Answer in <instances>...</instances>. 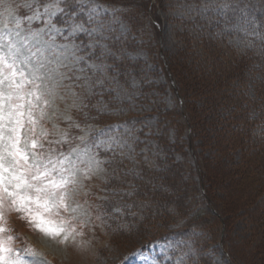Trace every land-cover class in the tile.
<instances>
[{"label":"rangeland","instance_id":"rangeland-1","mask_svg":"<svg viewBox=\"0 0 264 264\" xmlns=\"http://www.w3.org/2000/svg\"><path fill=\"white\" fill-rule=\"evenodd\" d=\"M201 3L160 0L157 40L148 0H0V53L24 60L44 93L22 142L64 160L70 180L55 238L0 206L8 264H264V58L244 23L240 35L214 27L226 0ZM201 178L226 219L229 263Z\"/></svg>","mask_w":264,"mask_h":264},{"label":"snow or ice","instance_id":"snow-or-ice-1","mask_svg":"<svg viewBox=\"0 0 264 264\" xmlns=\"http://www.w3.org/2000/svg\"><path fill=\"white\" fill-rule=\"evenodd\" d=\"M24 64L14 54L0 53V206L10 201L15 210L29 213L23 218L35 230L55 238L65 230L50 217L58 215L62 208L67 209L65 188L70 180L63 175L64 160L45 158L30 151L26 138L22 142L26 118L28 123L35 124L33 109L44 95L36 83L38 77ZM36 148L37 142L32 140L31 149ZM33 205L38 211L34 218ZM5 251L0 244V252ZM0 264H8L2 255Z\"/></svg>","mask_w":264,"mask_h":264},{"label":"trees","instance_id":"trees-1","mask_svg":"<svg viewBox=\"0 0 264 264\" xmlns=\"http://www.w3.org/2000/svg\"><path fill=\"white\" fill-rule=\"evenodd\" d=\"M64 0H62L63 2ZM66 1V0H65ZM191 1V0H190ZM196 1L200 4H202L201 2L205 1V0H193ZM228 2V4L226 5V7H223L222 10V15L219 18V21H217L214 27H220L223 26L225 24H231V34L236 35L239 34V32H236L234 29L237 28L238 26L242 25L244 23V30L245 28L247 29V34L250 36V41L254 44V49L258 47L260 48V54L259 56H257V59H263L264 58V0H226ZM77 6H73V5H69V3L67 4V6L65 5V11L69 10V12H73L74 9H76ZM161 8V4H160V0H155V3H152L151 0H148V5H147V16L149 17V13L151 12V10L154 11V13L152 15H154L156 17L155 21L150 20L151 25L154 27V29L157 32V40H158V36H159V32H160V24L157 21L158 18V12L157 10H162ZM149 11V13H148ZM246 21V22H245ZM124 38H127L126 35H124ZM127 42L128 39L126 40ZM212 43H215V41H213ZM122 45V44H121ZM120 45V46H121ZM128 46H130L127 43ZM124 47V46H121ZM216 47V46H215ZM164 55V54H163ZM158 58L160 59V65L161 68L164 70V73L167 76V80L170 84V86H172V92L174 94V97L177 98L176 100V108L178 110V113L180 115V118L182 119L183 123L185 124V128H186V138L189 139V144L191 145L192 139H193V125L191 123L190 120V116L187 112V106H186V101L183 98L182 93L178 90V86L176 83V79L174 76V72L171 70V66L170 63H166L163 61V58L161 57L160 53H158ZM124 67V65H123ZM125 71V69H123ZM122 71L121 74H124L125 72ZM118 72V71H117ZM175 98V99H176ZM181 101V105H180V101ZM190 151V152H189ZM189 154H194V148L193 146H190L189 149ZM201 171V170H199ZM201 185L199 186V194L201 196L204 197V199H206V205L209 209V211L211 213H213V215H215V217L218 220V224H219V241L220 243H218V245L223 249L224 254L228 259H226L227 263H229L230 261H232L231 255L228 252V250L225 248L224 244H223V237L225 235L226 232V219L225 216L218 211L215 206L213 205L212 201H211V197L207 191L205 182L203 180V178H201ZM182 227L185 228L186 232L187 230H190L188 228H186L184 225H181ZM185 232V231H184ZM179 234H184L183 231L178 230L176 232H171L170 236L174 237L177 236ZM168 236V235H167ZM200 260H197V263H199ZM234 264H237L236 262H234Z\"/></svg>","mask_w":264,"mask_h":264}]
</instances>
